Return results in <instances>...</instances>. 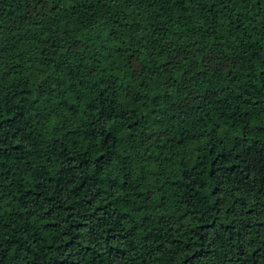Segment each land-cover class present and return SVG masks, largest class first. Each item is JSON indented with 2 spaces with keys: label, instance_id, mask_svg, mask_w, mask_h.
Returning a JSON list of instances; mask_svg holds the SVG:
<instances>
[{
  "label": "trees",
  "instance_id": "obj_1",
  "mask_svg": "<svg viewBox=\"0 0 264 264\" xmlns=\"http://www.w3.org/2000/svg\"><path fill=\"white\" fill-rule=\"evenodd\" d=\"M0 264H264V0H0Z\"/></svg>",
  "mask_w": 264,
  "mask_h": 264
}]
</instances>
